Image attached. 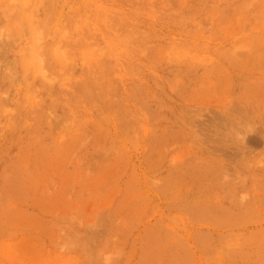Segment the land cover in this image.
Segmentation results:
<instances>
[{"label": "rangeland", "instance_id": "rangeland-1", "mask_svg": "<svg viewBox=\"0 0 264 264\" xmlns=\"http://www.w3.org/2000/svg\"><path fill=\"white\" fill-rule=\"evenodd\" d=\"M0 264H264V0H0Z\"/></svg>", "mask_w": 264, "mask_h": 264}]
</instances>
